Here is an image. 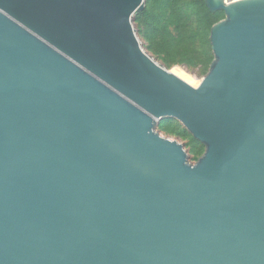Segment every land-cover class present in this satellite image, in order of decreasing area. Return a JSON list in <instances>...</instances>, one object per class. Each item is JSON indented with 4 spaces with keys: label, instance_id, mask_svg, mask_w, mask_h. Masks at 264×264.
Masks as SVG:
<instances>
[{
    "label": "water",
    "instance_id": "95a60500",
    "mask_svg": "<svg viewBox=\"0 0 264 264\" xmlns=\"http://www.w3.org/2000/svg\"><path fill=\"white\" fill-rule=\"evenodd\" d=\"M145 1L0 0V264H264V0H206L200 80L143 48Z\"/></svg>",
    "mask_w": 264,
    "mask_h": 264
},
{
    "label": "trees",
    "instance_id": "16d2710c",
    "mask_svg": "<svg viewBox=\"0 0 264 264\" xmlns=\"http://www.w3.org/2000/svg\"><path fill=\"white\" fill-rule=\"evenodd\" d=\"M224 17L223 10L211 11L206 0H146L145 8L134 16V22L147 49L164 64L199 68L206 74L215 57L211 28ZM178 121L163 118L157 129L170 135L189 134L193 148L203 145Z\"/></svg>",
    "mask_w": 264,
    "mask_h": 264
},
{
    "label": "rangeland",
    "instance_id": "374dc122",
    "mask_svg": "<svg viewBox=\"0 0 264 264\" xmlns=\"http://www.w3.org/2000/svg\"><path fill=\"white\" fill-rule=\"evenodd\" d=\"M134 26H135V28L137 30V33H138V36L140 38V41L142 43L143 48L145 50H147L148 53L150 55H152L159 64H161L162 66L166 67L169 70L172 69L173 66H175V65L168 66V65L164 64L160 59H158L152 52H150L147 49L146 43H145L144 39L140 36L135 22H134ZM182 67L186 71L187 74L192 75V78L194 80H200V79H202L207 74V73L205 74V72L202 69H199V68L190 69V68H188L185 65H182ZM178 124H181L182 126H184V124L182 122H180V121H178ZM183 128H186V127L184 126ZM159 131H160V133L163 136L169 137L171 139H175V140L179 141L180 143H182L184 145V148H185L186 152L188 153V160L191 163H195L198 160V158L201 157L204 154V152H205L206 146L204 144L203 145L202 144H199L198 146H196L195 148H193L194 147L193 144L189 141V138H190L189 137V134L188 135L185 134L183 136H180V135H170V134L165 133V132H163L161 130H159Z\"/></svg>",
    "mask_w": 264,
    "mask_h": 264
},
{
    "label": "bare ground",
    "instance_id": "6f19581e",
    "mask_svg": "<svg viewBox=\"0 0 264 264\" xmlns=\"http://www.w3.org/2000/svg\"><path fill=\"white\" fill-rule=\"evenodd\" d=\"M175 66H178V67H180V69H181V70H183L184 72H186V71L183 69V67H182V66H179V65H175ZM175 66H174V67H175ZM174 67H173V68H174ZM173 68H172V69H170V71H172V70H173Z\"/></svg>",
    "mask_w": 264,
    "mask_h": 264
}]
</instances>
